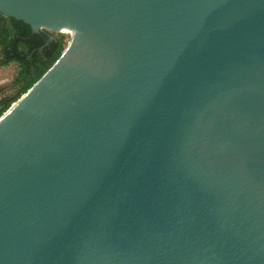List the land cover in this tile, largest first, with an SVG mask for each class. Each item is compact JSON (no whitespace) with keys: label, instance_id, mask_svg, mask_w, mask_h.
Masks as SVG:
<instances>
[{"label":"water","instance_id":"95a60500","mask_svg":"<svg viewBox=\"0 0 264 264\" xmlns=\"http://www.w3.org/2000/svg\"><path fill=\"white\" fill-rule=\"evenodd\" d=\"M72 37L0 116V264H264V0H0Z\"/></svg>","mask_w":264,"mask_h":264},{"label":"trees","instance_id":"16d2710c","mask_svg":"<svg viewBox=\"0 0 264 264\" xmlns=\"http://www.w3.org/2000/svg\"><path fill=\"white\" fill-rule=\"evenodd\" d=\"M42 33L32 35L27 24L0 15V65L6 66L15 62L19 66L15 82L21 86L22 95L44 75L62 53L61 41L53 39L48 42V35ZM18 99L0 100V116Z\"/></svg>","mask_w":264,"mask_h":264},{"label":"rangeland","instance_id":"374dc122","mask_svg":"<svg viewBox=\"0 0 264 264\" xmlns=\"http://www.w3.org/2000/svg\"><path fill=\"white\" fill-rule=\"evenodd\" d=\"M52 39L61 41L62 53L68 49L72 42V37L62 32H55L43 29ZM1 59V56H0ZM19 72V66L15 62H10L6 66L0 65V100L3 98H20L22 91L20 85L15 80Z\"/></svg>","mask_w":264,"mask_h":264},{"label":"flooded vegetation","instance_id":"af4514ba","mask_svg":"<svg viewBox=\"0 0 264 264\" xmlns=\"http://www.w3.org/2000/svg\"><path fill=\"white\" fill-rule=\"evenodd\" d=\"M30 29H31V28H30ZM31 32H32V31H31ZM42 32H45V31H38V32H36V33L43 34ZM45 34L48 35V42H50V41L53 40L52 37H51L47 32H45ZM19 50H21L20 47H19ZM26 59H29V61H30V58L27 57ZM30 66H31V65H30Z\"/></svg>","mask_w":264,"mask_h":264},{"label":"bare ground","instance_id":"6f19581e","mask_svg":"<svg viewBox=\"0 0 264 264\" xmlns=\"http://www.w3.org/2000/svg\"><path fill=\"white\" fill-rule=\"evenodd\" d=\"M60 32L66 34V35H68V36H71L70 33H69L68 31H66V30H62V31H60Z\"/></svg>","mask_w":264,"mask_h":264}]
</instances>
